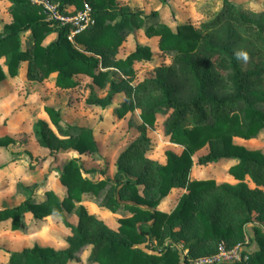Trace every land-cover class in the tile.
Wrapping results in <instances>:
<instances>
[{"label": "trees", "instance_id": "1", "mask_svg": "<svg viewBox=\"0 0 264 264\" xmlns=\"http://www.w3.org/2000/svg\"><path fill=\"white\" fill-rule=\"evenodd\" d=\"M8 1L11 20L0 32V59L9 76L15 77L23 62L28 80L42 81L55 74V84L63 89L80 86L81 76H87L105 90L100 97L90 89L88 104L107 108L118 98L117 115L139 110L140 120L138 136L117 157L114 177L100 179L96 175L100 171L86 170L80 161L81 155L97 151L93 131L63 127L58 112L45 107L50 123L63 138L56 137L42 119L34 123L33 132L40 147L52 150L62 145L72 150L58 176L65 194L59 197L44 190V197L37 199L33 192L18 205L0 209V220H10V229L15 231L23 227L25 214L38 221L74 211L77 223H66L70 235L65 248L34 244L9 251L8 263L71 264L79 251L90 247L89 258L98 264H192L180 248L164 242L166 237H180L188 243L191 258L216 252L221 241L230 248L246 238L240 249L245 260L215 264H264V154L233 142L235 137L250 139L264 128V11L247 15L222 0L218 12L198 27L185 23L172 29L155 20L157 11L144 14L119 7L116 0H50L63 14L66 6L73 12L85 3L91 7L94 23L73 33L70 23L47 20L46 11L29 0ZM142 28L146 37L158 38L160 52L173 55L153 75L131 83L133 63L150 61V46L136 44L124 58L116 54L133 29ZM26 32L31 44L22 49L21 35ZM51 34L54 38L43 44ZM70 34L72 39H68ZM5 77L0 64V83ZM159 111L170 112L162 123L163 132L181 152L166 150L161 165L144 158L147 161L132 172L130 163L145 157L150 142L145 128L153 125ZM12 143L9 137H0V147ZM205 145L208 152L196 163L234 160L228 172L236 184L188 180L192 154ZM130 172L134 179L128 176ZM138 183L144 185L143 195ZM105 184L109 187L102 204L112 211L122 205L129 214L118 218L113 236L102 231L82 204L76 205L83 194L96 195ZM177 187L184 192L175 206L170 211L158 209Z\"/></svg>", "mask_w": 264, "mask_h": 264}, {"label": "rangeland", "instance_id": "2", "mask_svg": "<svg viewBox=\"0 0 264 264\" xmlns=\"http://www.w3.org/2000/svg\"><path fill=\"white\" fill-rule=\"evenodd\" d=\"M222 0H116L117 5L127 6L131 9L141 10L144 14L157 11L155 20L168 22L173 28L178 23H188L198 27L204 21L210 20L220 9ZM234 8L247 15H255L264 11V0H228ZM7 0H0V32L3 23L10 21L11 16L7 10ZM58 5L57 3H52ZM204 5V6H203ZM66 17L73 12L72 8L66 6ZM201 10V11H200ZM54 35H48L43 40V44H48ZM147 43L150 45L152 58L150 61H135L133 63L134 76L130 79L131 83H137L144 78L150 77L154 69L158 66H166L170 63L171 53H162L158 50L156 38L149 39L145 36L142 29H133L125 38L119 48L116 57L124 58L135 49L136 44ZM31 44L29 33L21 35V47L26 49ZM0 64L5 70L6 77L0 83V137H9L14 141L7 147H0V209L10 208L18 205L33 192L37 199L44 197V190H51L57 196L65 194V187L58 180L59 171L62 164L71 158L72 150L62 145L52 150L40 147L33 132L34 123L45 120L49 123L51 131L56 137L63 138L58 134L54 125L50 123L45 107H52L60 117V124L64 127L76 126L90 128L97 144V151L80 156V161L84 169H94L101 173H96L100 179H112L117 172V157L120 152L127 147L138 136L139 110L128 112L124 117H119L116 113V106L101 108L90 105L86 102L90 89L102 97L104 89L93 84L89 77L81 76L80 86L75 88L63 89L58 87L54 81V74L42 81H31L26 79L25 72L18 71L15 77H11L6 72L3 59ZM25 69V63L20 64ZM118 73V72H117ZM114 78L121 75L111 74ZM121 99H115L119 103ZM170 112L159 111L155 115L152 126L145 128V133L150 142L142 157L137 162L130 163V169L135 172L141 164L150 160L153 164H163L165 162V151L172 150L176 153L181 152V147L169 141L163 132L162 123ZM188 126V123L185 122ZM233 142L242 145L249 150H258L264 154V128L250 139L235 137ZM209 146L196 149L192 154L193 164L188 173V180H211L216 185L222 183L236 184L237 181L229 174V167L235 163L234 160H221L207 165H199L196 160L199 156L208 152ZM146 158L147 160H144ZM139 166V167H138ZM132 179L135 178L131 172L128 174ZM245 182L253 188L252 183L246 179ZM41 186L42 189L37 187ZM138 190L143 195L144 185L138 183ZM109 185L104 187L94 195L85 193L81 201L87 213L96 219L98 226L109 235L116 233L119 217L129 215L124 206H118L115 210H109L103 203ZM264 194V188H261ZM184 192V188L177 187L171 190L158 205L162 211H170ZM255 224L259 221L255 218ZM23 227L13 231L10 229V220H0V264L8 263L9 251H19L34 244L49 246L54 249H61L67 246V239L70 235L66 223L75 225L77 216L74 211H63L60 215L49 216L42 220H33L29 214L23 217ZM247 227V226H246ZM247 234V229L246 232ZM247 239L237 242L230 247V250L237 246L242 248ZM173 247L180 248L187 254L189 261L206 259L216 252L202 255L195 258L188 256V243L183 238L176 240L166 237L164 241ZM245 242V243H244ZM225 244V243H224ZM154 247L156 246L154 243ZM225 247V245H224ZM89 249L86 247L79 251L71 264H98L89 258Z\"/></svg>", "mask_w": 264, "mask_h": 264}, {"label": "built area", "instance_id": "3", "mask_svg": "<svg viewBox=\"0 0 264 264\" xmlns=\"http://www.w3.org/2000/svg\"><path fill=\"white\" fill-rule=\"evenodd\" d=\"M32 4H36L41 6L47 13V20L57 19L61 22H68L73 27V33H77L86 27L92 25L94 23V19L92 17V9L91 7L85 3L82 9L75 11L72 14L64 17L59 14V10L57 9V5L52 4L50 0H29ZM68 39H72V35L68 36ZM224 242L221 241L217 247V252L213 256L206 259H197L193 261L192 264H215L222 262H233V261H241V259L245 260L247 256L240 255V247L237 246L235 249L230 250V248L224 247ZM183 252V251H182Z\"/></svg>", "mask_w": 264, "mask_h": 264}, {"label": "crops", "instance_id": "4", "mask_svg": "<svg viewBox=\"0 0 264 264\" xmlns=\"http://www.w3.org/2000/svg\"><path fill=\"white\" fill-rule=\"evenodd\" d=\"M7 2H8V4H7V7L9 6V1L7 0ZM204 6V5H203ZM201 11V10H200ZM158 21H161V22H163V23H166L168 26H170V24H168V22H165V21H162V20H158ZM7 22H9V21H7ZM7 22H5V23H7ZM4 24V23H3ZM178 24H185V23H178ZM177 25V24H176ZM175 25V26H176ZM174 26V27H175ZM173 27V28H174ZM170 28H172L171 26H170ZM172 28V29H173ZM156 38V44H157V40H158V38L157 37H155ZM149 39H151V38H149ZM144 44H147V43H144ZM150 46V45H149ZM119 51V50H118ZM117 54H118V52H117ZM117 54H116V56H117ZM116 58H118V57H116ZM2 59V58H1ZM2 69H3V67H2ZM20 69L22 70V72H25V69H22L21 67L19 68V71H20ZM3 71H4V73H5V70L3 69ZM5 75H6V73H5ZM27 79V78H26ZM54 81H55V74H54ZM105 93V92H104ZM115 101V100H114ZM121 101V100H120ZM115 103V102H114ZM118 104V103H117ZM115 105H116V103H115ZM38 144V143H37ZM16 231V230H15ZM33 246V245H32ZM41 246V245H40Z\"/></svg>", "mask_w": 264, "mask_h": 264}]
</instances>
